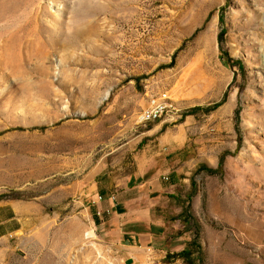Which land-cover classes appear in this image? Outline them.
Here are the masks:
<instances>
[{"label": "rangeland", "instance_id": "374dc122", "mask_svg": "<svg viewBox=\"0 0 264 264\" xmlns=\"http://www.w3.org/2000/svg\"><path fill=\"white\" fill-rule=\"evenodd\" d=\"M166 130L191 195L164 246L264 264V0H0V264H122L83 191Z\"/></svg>", "mask_w": 264, "mask_h": 264}, {"label": "crops", "instance_id": "0c3cea01", "mask_svg": "<svg viewBox=\"0 0 264 264\" xmlns=\"http://www.w3.org/2000/svg\"><path fill=\"white\" fill-rule=\"evenodd\" d=\"M157 140L144 157L136 156L132 174L115 182L108 176L104 186L83 191L94 203L102 238L119 250L122 264H179L193 247L190 240L189 249L184 248L187 233L172 236V249L164 246L169 220L174 227L188 221L191 185L185 165L170 156L181 139L166 130Z\"/></svg>", "mask_w": 264, "mask_h": 264}, {"label": "built area", "instance_id": "2783aa9c", "mask_svg": "<svg viewBox=\"0 0 264 264\" xmlns=\"http://www.w3.org/2000/svg\"><path fill=\"white\" fill-rule=\"evenodd\" d=\"M156 103H164V110H156ZM172 103L167 93L164 98H156L155 94L148 95L146 105L137 115V123L149 124L169 116Z\"/></svg>", "mask_w": 264, "mask_h": 264}, {"label": "bare ground", "instance_id": "6f19581e", "mask_svg": "<svg viewBox=\"0 0 264 264\" xmlns=\"http://www.w3.org/2000/svg\"><path fill=\"white\" fill-rule=\"evenodd\" d=\"M165 93L160 94L158 98H164ZM156 110H164V103H156Z\"/></svg>", "mask_w": 264, "mask_h": 264}, {"label": "trees", "instance_id": "16d2710c", "mask_svg": "<svg viewBox=\"0 0 264 264\" xmlns=\"http://www.w3.org/2000/svg\"><path fill=\"white\" fill-rule=\"evenodd\" d=\"M218 40H219V42L222 40V32L219 33V35H218ZM216 106H217V105H216ZM182 254H183V255L185 254L184 251L181 252V253L178 254V255H181V256H182ZM185 257H187V256H185ZM185 259H188V258H185Z\"/></svg>", "mask_w": 264, "mask_h": 264}]
</instances>
